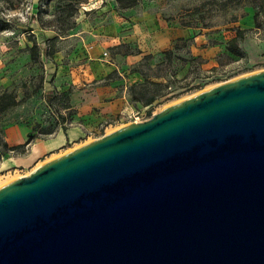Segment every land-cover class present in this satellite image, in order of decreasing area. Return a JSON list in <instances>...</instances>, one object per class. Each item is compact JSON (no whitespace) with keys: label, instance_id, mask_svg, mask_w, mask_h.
<instances>
[{"label":"water","instance_id":"1","mask_svg":"<svg viewBox=\"0 0 264 264\" xmlns=\"http://www.w3.org/2000/svg\"><path fill=\"white\" fill-rule=\"evenodd\" d=\"M0 264H264V71L0 187Z\"/></svg>","mask_w":264,"mask_h":264},{"label":"rangeland","instance_id":"2","mask_svg":"<svg viewBox=\"0 0 264 264\" xmlns=\"http://www.w3.org/2000/svg\"><path fill=\"white\" fill-rule=\"evenodd\" d=\"M9 13L16 15L10 17ZM137 22L141 24L138 34L149 41H154L156 34L164 35L171 30H183L189 35L186 40L176 41L173 50L147 56L145 60L141 69L149 78L145 96H154L149 119L203 91L252 74L244 68L240 46L247 38L255 40L258 30L263 29L264 0H153L140 1L129 10H118L115 0H0V95L11 93L17 100L24 99L0 115L5 141L9 128L46 139L55 135L62 118L67 127L73 125V111L69 110L67 100L75 87L73 79L79 76V85L90 83L93 73L105 64L103 53L112 58L117 52L109 42L107 29L114 25L118 34L125 36ZM235 29L245 31L238 46L242 57L224 49ZM198 36L204 39L202 46L220 47L217 65L210 66L190 52V41ZM34 42L39 54L36 62L29 51ZM127 47L128 51L133 50ZM157 77L164 78V85L152 81ZM129 124L93 132L78 146L43 162ZM10 157L15 155L9 154L0 161V187L33 170L2 169L1 163Z\"/></svg>","mask_w":264,"mask_h":264},{"label":"crops","instance_id":"3","mask_svg":"<svg viewBox=\"0 0 264 264\" xmlns=\"http://www.w3.org/2000/svg\"><path fill=\"white\" fill-rule=\"evenodd\" d=\"M140 25L135 24L132 31L125 36L119 35L114 25L107 29L110 36L109 42L112 47H116L117 52L112 58L108 55L110 62L103 59L105 64L101 65L98 72L93 73L90 83L79 85L80 77L73 79L72 84L75 87L69 93L67 100L69 110L73 111L74 124L68 127L59 124L57 132L50 138H34L25 147L23 155L5 159L1 163L2 169L18 168L20 171L35 169L48 157L62 154L69 147L78 146L85 139H89V135L93 132L99 133L101 129H105L106 132L112 129L122 113L151 108L154 96H145L149 78L141 71L147 56L173 50L176 41L186 40L189 35L183 30H171L164 35L156 34L153 36L155 40L149 41L145 35L138 34ZM234 37L235 35H232L230 39ZM255 38V40L245 39L240 46L244 52V68L247 69V73L264 71V27L258 30ZM203 42L204 39L201 36L193 38L189 47L190 52L208 61L210 66L217 65L218 54L222 52L220 47L206 48L202 46ZM121 43L129 45L133 50L128 51V48H125L127 51L120 52L117 47ZM136 49L139 53H136ZM152 81L159 86L164 85L165 82L162 77L154 78ZM132 97H137L139 100L135 101ZM150 98H153V101L144 106ZM27 135L28 131L9 128L6 130L7 144L9 147L24 145Z\"/></svg>","mask_w":264,"mask_h":264},{"label":"trees","instance_id":"4","mask_svg":"<svg viewBox=\"0 0 264 264\" xmlns=\"http://www.w3.org/2000/svg\"><path fill=\"white\" fill-rule=\"evenodd\" d=\"M140 1H153V0H115L116 8L118 10H129L135 8ZM245 31L240 29H235V37L230 39L224 49L226 52L233 56L242 57L240 54L239 49V42L244 38ZM190 41V40H189ZM192 42V41H190ZM176 46V45H175ZM119 50L121 48H128L127 45L121 44L117 47ZM29 51L31 52V59L36 62L38 59V48L36 43L34 42L33 45L29 48ZM136 53H139L138 50H136ZM133 100L137 101L139 100L137 97H132ZM153 101V98H150L148 100V103L144 104V106H147ZM24 102V99L17 100L16 97L11 93H3L0 95V115L4 114L8 110L20 105ZM66 124L64 119L62 118V123ZM60 124V125H61ZM66 126V125H65ZM64 128V127H63ZM34 139V137H31L29 134L27 135V141L24 145H19L15 147H9L7 142L4 139L2 130L0 129V161L3 157L8 156L9 154H13L16 156L23 155L25 153V147Z\"/></svg>","mask_w":264,"mask_h":264},{"label":"built area","instance_id":"5","mask_svg":"<svg viewBox=\"0 0 264 264\" xmlns=\"http://www.w3.org/2000/svg\"><path fill=\"white\" fill-rule=\"evenodd\" d=\"M103 59H106L108 62L109 56L108 53H103ZM150 107H146L144 109H136L128 113H122L119 118L117 119V124H124V123H130V124H138L142 123L146 120H148V113H149ZM66 125V124H64ZM105 131V129H104Z\"/></svg>","mask_w":264,"mask_h":264},{"label":"clouds","instance_id":"6","mask_svg":"<svg viewBox=\"0 0 264 264\" xmlns=\"http://www.w3.org/2000/svg\"><path fill=\"white\" fill-rule=\"evenodd\" d=\"M16 15V13H9V16L11 17V16H15Z\"/></svg>","mask_w":264,"mask_h":264}]
</instances>
